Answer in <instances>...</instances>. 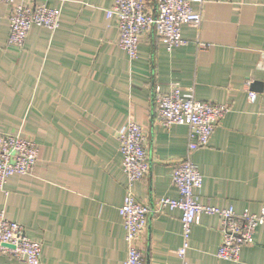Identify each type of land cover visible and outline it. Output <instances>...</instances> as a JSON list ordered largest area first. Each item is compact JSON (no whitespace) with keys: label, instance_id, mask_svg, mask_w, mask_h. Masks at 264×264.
Segmentation results:
<instances>
[{"label":"crops","instance_id":"obj_1","mask_svg":"<svg viewBox=\"0 0 264 264\" xmlns=\"http://www.w3.org/2000/svg\"><path fill=\"white\" fill-rule=\"evenodd\" d=\"M39 1L59 10V26L34 25L20 48L7 43L9 6L0 1V133L26 136L39 149L32 175L7 178L0 210L41 241L40 264L124 263L119 207L127 179L116 136L127 121L143 128L149 162L132 184L136 199L152 207L159 197H178L171 175L187 152L189 127L159 123L156 85L167 92L177 83L182 92L192 88L197 100L228 106L208 143L190 155L202 176L197 201L261 212L264 0L194 2L201 21L181 26L185 44L168 49L150 27L134 59L118 45L115 19L105 14L115 0ZM144 1L154 13L158 0ZM218 222L216 214L199 215L185 264H264V224L233 261L216 255ZM138 244L144 264H181L180 211L150 212ZM0 264L24 263L2 255Z\"/></svg>","mask_w":264,"mask_h":264},{"label":"built area","instance_id":"obj_2","mask_svg":"<svg viewBox=\"0 0 264 264\" xmlns=\"http://www.w3.org/2000/svg\"><path fill=\"white\" fill-rule=\"evenodd\" d=\"M0 1L9 6L7 43L12 47L20 48L34 25L50 31L59 26V10L45 2ZM201 1L158 0L153 13L144 0H115L111 7L105 9V14L107 18L115 19L119 29L118 45L130 59H134L137 57L141 36L150 27L154 28L156 36L165 40L168 49L185 44L181 26L188 24L196 27L200 24V12L194 11L192 4ZM198 47L206 48L208 44L198 42ZM255 97L254 92H248L250 101ZM153 98L159 123L164 127L188 125L189 142L185 156L174 167L171 175L178 197H159L149 207L138 201L132 191V184L141 180L149 167L145 132L141 125L130 120L117 133L118 152L127 179L123 202L119 207L127 250L123 264H144L138 241L146 226L148 214L165 208L180 211L181 245L176 249V254L181 264H185L191 229L201 213L218 216L221 243L216 252L217 257L237 260L241 247L253 242L255 228L264 224V208L259 214L249 213L246 209L236 213L232 207L220 208L199 203L194 190L201 187L202 176L190 158L195 149L208 143L214 128L228 111V106L197 100L192 88L182 92L177 83H171L167 92H161L156 85ZM38 152V146L32 139L14 133H0V190L5 189L10 175H32ZM41 245V241L25 234L20 223L7 218L4 211L0 210V256H10L24 264H40Z\"/></svg>","mask_w":264,"mask_h":264}]
</instances>
